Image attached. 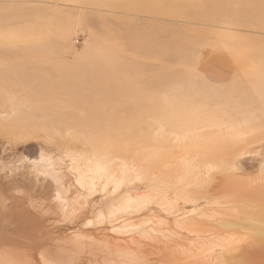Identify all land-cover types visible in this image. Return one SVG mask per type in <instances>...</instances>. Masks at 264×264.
I'll list each match as a JSON object with an SVG mask.
<instances>
[{
  "label": "rangeland",
  "instance_id": "374dc122",
  "mask_svg": "<svg viewBox=\"0 0 264 264\" xmlns=\"http://www.w3.org/2000/svg\"><path fill=\"white\" fill-rule=\"evenodd\" d=\"M58 263L264 264V0H0V264Z\"/></svg>",
  "mask_w": 264,
  "mask_h": 264
},
{
  "label": "bare ground",
  "instance_id": "6f19581e",
  "mask_svg": "<svg viewBox=\"0 0 264 264\" xmlns=\"http://www.w3.org/2000/svg\"><path fill=\"white\" fill-rule=\"evenodd\" d=\"M214 169V168H213ZM139 170V169H138ZM106 172V171H105ZM139 172V171H138ZM154 172V171H153ZM136 173V172H135ZM153 175V174H152ZM98 176V175H97ZM124 177H125V175H123ZM136 177V176H135ZM115 178V177H114ZM112 179H113V176H112ZM106 180V179H105ZM104 180V181H105ZM140 180V179H139ZM142 180V179H141ZM144 181V180H143ZM110 182V181H109ZM120 182H121V180H120ZM107 183V182H106ZM108 184V183H107ZM129 184V183H128ZM173 187V186H172ZM89 189V188H88ZM104 189V188H103ZM184 189V188H183ZM166 191V190H165ZM131 192V191H130ZM162 193V192H161ZM164 193V192H163ZM131 194V193H130ZM160 194V193H159ZM174 194V193H173ZM182 194V193H181ZM163 195V194H162ZM164 195H165V193H164ZM155 197H157V196H155ZM176 197V196H175ZM150 198H152V197H150ZM163 199H164V197H162ZM124 199V198H123ZM154 199V198H153ZM172 199H174V198H172ZM202 199V198H201ZM150 200V199H149ZM155 202H156V200H154ZM174 201V200H173ZM172 201V202H173ZM185 201H187V200H185ZM193 201V200H192ZM195 201V200H194ZM199 201H200V199H199ZM211 201V200H210ZM112 202V201H111ZM123 202V201H122ZM162 202H164V201H162ZM191 202V201H190ZM206 203V202H205ZM159 204V203H158ZM209 204V203H208ZM211 204V203H210ZM234 204V203H233ZM122 205V204H121ZM130 205V204H129ZM139 205V204H138ZM159 205H161V204H159ZM166 205V204H165ZM158 206V205H157ZM171 207H172V205H170ZM170 206H168V208L170 209ZM211 206V205H210ZM119 207H120V204H119ZM163 207V206H162ZM161 207V208H162ZM121 208H123V207H121ZM120 208V209H121ZM131 208V207H130ZM134 208V207H133ZM160 208V207H159ZM163 208H165V207H163ZM129 209V208H128ZM166 209V208H165ZM83 210V209H82ZM115 210V209H114ZM124 210H126V209H124ZM110 211V210H109ZM108 211V212H109ZM121 211H123V210H121ZM128 211V210H127ZM131 211V210H130ZM137 211H139V210H137ZM153 211V210H152ZM164 211V210H163ZM171 211V210H170ZM196 211V210H195ZM164 212H166V211H164ZM219 212V211H218ZM68 213V212H67ZM123 213V212H122ZM125 213H126V211H125ZM192 213V212H191ZM108 214V213H107ZM127 214H130V213H127ZM177 214V213H176ZM209 214V213H208ZM120 215V214H119ZM122 215V214H121ZM210 215V214H209ZM209 215H208V217H209ZM216 215V214H215ZM67 216V215H66ZM81 216V215H80ZM109 216H111V214L110 215H108V217ZM202 216V215H201ZM73 217H75L74 215H73ZM77 218H79L78 217V215L76 216ZM82 217V216H81ZM80 217V218H81ZM184 218V217H183ZM202 218V217H201ZM212 218H213V216H212ZM248 218V217H247ZM142 219V218H141ZM74 220V219H73ZM79 220V219H78ZM207 220V219H206ZM235 220V219H234ZM246 220V219H245ZM110 221V220H109ZM243 221V220H242ZM176 222V221H175ZM182 222H184V221H182ZM192 222V221H191ZM210 222V221H209ZM245 222V221H244ZM129 223V222H128ZM177 223V222H176ZM232 223V222H231ZM124 224V223H123ZM188 224V223H187ZM203 224H205V223H203ZM203 224H201V225H203ZM206 225V224H205ZM210 225V224H209ZM219 225V224H218ZM138 226V225H137ZM187 226V225H186ZM208 226V225H207ZM220 226V225H219ZM87 228V227H86ZM111 228H112V226H111ZM119 228V227H118ZM186 228V227H185ZM212 228V227H211ZM149 229V228H148ZM213 229V228H212ZM230 229V228H229ZM187 230V229H186ZM211 230V229H210ZM179 231V230H178ZM222 231V230H221ZM105 232V231H104ZM114 232V231H113ZM210 232H212V231H210ZM210 232H209V234H210ZM141 233V232H140ZM200 233H201V231H200ZM206 233H208V230H207V232ZM132 234V233H131ZM135 234V233H134ZM120 235V234H119ZM189 235V234H188ZM217 235V234H216ZM227 236V235H226ZM187 237V236H186ZM91 238V237H90ZM213 238V237H212ZM218 238V237H217ZM231 239V238H230ZM184 240V239H183ZM208 240V239H207ZM215 240V239H214ZM117 241V240H116ZM153 241V240H152ZM216 241V240H215ZM79 242H81V241H79ZM91 242V241H90ZM134 242V241H133ZM206 242V241H205ZM210 242V241H209ZM234 243V242H233ZM117 244V243H116ZM201 244V243H200ZM191 246V245H190ZM208 246V245H207ZM211 246V245H210ZM144 247V246H143ZM201 247V246H200ZM209 247V246H208ZM81 248V247H80ZM79 248V249H80ZM101 248V247H100ZM140 248V247H139ZM77 249V248H76ZM192 249H193V247H192ZM211 249V248H210ZM237 249V248H236ZM64 250V249H63ZM89 250V249H88ZM191 250V249H190ZM77 251V250H76ZM214 251V250H213ZM70 252V251H69ZM80 252V251H79ZM87 252V251H86ZM112 252V251H111ZM122 252V251H121ZM200 252V251H199ZM46 253V252H45ZM102 253V252H101ZM109 253V252H108ZM115 253V252H114ZM68 254H70V253H68ZM116 254V253H115ZM184 254V253H183ZM122 255V254H121ZM209 255H210V253H209ZM234 255V254H233ZM69 256V255H68ZM72 256V255H71ZM96 256V255H95ZM192 257H193V254H192ZM46 260V259H45ZM44 261V260H43ZM67 261V260H66ZM70 261V260H69ZM125 261V260H124ZM126 263V262H125ZM203 263V262H202ZM59 264V263H58ZM69 264V263H68ZM138 264V263H137ZM166 264V263H165Z\"/></svg>",
  "mask_w": 264,
  "mask_h": 264
}]
</instances>
